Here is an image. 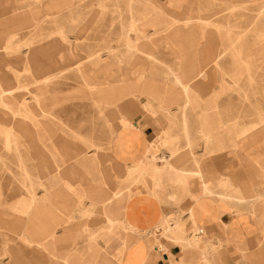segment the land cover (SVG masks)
Segmentation results:
<instances>
[{"label":"crops","instance_id":"crops-1","mask_svg":"<svg viewBox=\"0 0 264 264\" xmlns=\"http://www.w3.org/2000/svg\"><path fill=\"white\" fill-rule=\"evenodd\" d=\"M95 1L55 0L48 6L53 9H68L69 13L79 15L85 9L86 3L89 2L86 6L91 8L97 5ZM98 3L100 5V2ZM128 3L129 6L135 4L141 8H159L156 0H128ZM54 13L60 14L63 11L59 10ZM28 14L30 15L12 16L15 25L34 24L37 20L34 14L38 12L29 10ZM12 17L5 18L0 15L2 28H9ZM150 20L148 22H151ZM172 21L162 32L148 31L146 29L148 24L138 26L133 22L127 33L123 35L126 52L130 55L128 60L121 56L115 59L105 58L99 53L95 56L98 58L97 61H92L95 53L80 59V54L76 52L75 41L67 42L66 45L69 46L67 50L60 49L56 53V62L59 65L62 64V69L59 66L60 72L55 75L72 72L82 80L81 87L75 92L86 93L98 105L113 107L123 105V109L113 112L109 121L112 122L113 119L118 127L113 140V150L102 152L96 150L88 156H79L78 150L65 151L62 144L61 147L57 146L54 161L49 163L56 173L51 172L50 168L46 169L48 164L43 170L49 175L50 180L61 179L68 184L69 188H75L80 199L82 196L90 197L95 206L101 207L106 223L111 228L116 225L122 228L125 232L122 248L121 244L117 243L112 251L116 253L119 248L121 249L118 264H264V194L254 192L252 187L255 183L264 185V111L259 108V104L254 106L257 121L252 124L251 128L244 129L236 137L238 150L247 152L250 156L247 162L258 169L256 177L249 180L251 189L245 190L237 186L232 180L233 177L222 178L223 173H220L221 178L218 177V173L216 176L209 174L207 168L196 160H194L196 170L183 166L176 168L174 164H170V160L161 157L158 159L164 164L161 166L160 163H156L157 156H161V153H158L159 146L172 145L176 141V138L168 132L164 134V137H159L162 130L166 131L161 125L162 122L174 118L171 111L173 105L180 103L183 105L181 121L189 151L192 152L193 142L187 128L186 109L191 104L201 102L204 98L201 89L207 92L208 88L214 85L215 77L220 73L215 71V68H223L220 56L227 53L224 51L218 57L210 58L215 50L212 52L195 48L190 50L178 48L175 53L179 58L175 60V66L169 68L170 82L161 83L147 79L145 73L148 71V63L155 60V51L161 40L160 33L165 32L166 40L179 38L200 43L208 39L200 25L202 19L185 16L174 18ZM194 21L198 24H192ZM172 30L174 34L169 36L168 33ZM59 35L62 41L70 40L62 29ZM261 35L264 36V32L258 34V37L260 38ZM15 36V33L10 35L7 33L3 46L5 50L12 48L11 43ZM82 38L84 34H79L75 39L81 40ZM61 45L65 46V43L61 42ZM228 53L232 56L245 54L238 49L230 50ZM247 54L253 55V52H247ZM124 59L128 62L127 71L120 78L116 77V69H120L125 62ZM254 61V58L233 59L239 73L246 72L241 70L245 64L249 72ZM241 64L244 65L241 66ZM98 66L101 68L96 70ZM41 71L42 69L38 70L39 73ZM98 71L104 74L102 82L97 79ZM250 77L253 79L252 76ZM47 79L50 78L46 77L42 81L37 79L36 82L47 84ZM233 83L239 85L238 80ZM7 86L8 83L0 76V109L6 110V115L12 121L19 123L17 125L1 124L3 129L0 133L5 135L3 148L11 151L16 149L18 137L28 136V131L24 127L27 125V119L38 122L41 121L40 117H45L47 113L43 109V103L48 99L46 98V87H42L44 89L42 95H35L33 100L37 106H41L42 114H36L27 100L26 103L17 100L15 88L9 89ZM140 96H146L147 101L139 100ZM57 102H59V97L54 99V104ZM144 114L151 118L154 117L155 121L147 120ZM208 116L206 114L207 118ZM222 127L224 128V125ZM201 133L206 144L213 142L212 140L216 137L213 130H207L204 133L201 131ZM220 143L217 142L214 151L221 150L222 144ZM176 151L178 150L174 149L173 153ZM48 158H53V156H47L46 159ZM0 160H2L1 155ZM40 164L43 166L42 162ZM3 165L7 166L6 162H3ZM153 165H157V170L151 172V175L156 177L147 180L148 189L139 184L128 189L126 195L121 193V190H117V180L113 178V175L118 174L117 177L121 179H132L135 173L142 172L143 174L146 166L153 167ZM20 167L24 177L25 168L22 161H20ZM62 175H66V179ZM28 178L29 176H25L21 181L23 186H26ZM195 179L199 181L192 187L191 182ZM74 181L79 182L77 188L72 184ZM137 182L140 181L137 179ZM214 183L213 190L210 185ZM183 187H187V190L191 189L190 196L184 192ZM219 187L225 193H222ZM210 190L215 191L214 197H209ZM5 198L6 196L0 189L1 236L7 238L8 234L14 233L22 243L47 250L56 264H81L83 262L84 259L69 252L56 255L57 251H49L40 240L42 236L46 237L49 239L50 247L54 248L61 242L69 244L73 241L72 238L79 231L75 234L74 229L70 227L72 223V218L69 216L71 201L64 202L68 205V216L63 218L57 214L58 193L54 192L43 200L37 199V195L31 190L29 196H23L14 203L5 201ZM92 213L91 209L84 211V215ZM31 217L32 219L29 220ZM61 222L67 228L64 233L65 239H61L63 236L60 238L56 233ZM82 228L84 231L88 229L87 226ZM173 239L179 241L176 242ZM5 243L8 253L13 252L8 239ZM92 248L94 247H90ZM97 257L98 252L93 251L83 264H94ZM15 258L18 262L21 261L19 257L15 256Z\"/></svg>","mask_w":264,"mask_h":264},{"label":"rangeland","instance_id":"rangeland-1","mask_svg":"<svg viewBox=\"0 0 264 264\" xmlns=\"http://www.w3.org/2000/svg\"><path fill=\"white\" fill-rule=\"evenodd\" d=\"M54 1L0 0V15L5 18L27 16L30 15L29 10L38 12L34 14L37 18L34 24L15 25L12 17L9 28H2L0 25V76L8 83L9 89L15 88L17 100L25 101V103L27 100L36 114L42 113L33 100L35 95H42L44 91L42 87H46V98L48 99L43 103V109L47 114L44 118L40 117L41 121L38 122L27 119V125L24 127L28 131V136L17 138L16 149L5 150L3 148L5 135L0 133V155L2 156L0 189L6 196L4 200L12 203L23 196H29L31 190L35 192L37 199L43 200L54 192L58 193L57 214L63 218L68 216V205L64 202L71 201L69 216L72 218V223L70 227L74 229L75 234L79 231L69 244L61 242L56 248L50 247L49 239L42 236L40 240L43 246H46L49 251H57L56 255L69 252L79 256L84 259L81 264L89 259L93 251L98 252L94 264L119 263L121 249L119 248L116 253L112 251L117 243H120L122 248L125 237L122 228L119 225L111 228L106 223L101 207L95 206L90 197L82 196L80 199L75 188H69L68 184L61 179L50 180L49 175L43 169L48 164L46 169L50 168L51 172H55L49 163L54 161L57 146L61 147L62 144L65 151L78 150L79 156H88L96 150L97 152L113 150V140L118 127L115 125L116 121L113 119L112 122L109 121L113 112L122 110L123 105L101 106L86 93L75 92L81 87L82 80L72 72L55 75L60 72L59 66L62 69V64L59 65L56 62V53L60 49L67 50L69 47L66 45L67 42L75 41L76 52L80 54V59L95 53L92 61H97L98 58L95 56L99 53L105 58L115 59L121 56L128 60L130 55L126 52L123 35L127 33L133 22L138 26L148 24L146 27L148 31L162 32L173 22L174 18L189 16L193 19H202L200 25L208 38L200 43L179 38L166 40L165 32L160 33L161 40L155 51V60L148 63V71L145 73L147 79L161 83L170 82L169 68L174 67L175 60L179 58L175 53L178 48L215 50V52L212 51L214 54L210 58H216L222 52L227 51L220 56L223 70L219 67L215 68V71L220 73L215 77L214 85L209 87L207 92L201 89L204 98L199 104H191L186 109L187 128L193 142L192 152L189 151L181 121L183 105L182 103L173 105L171 111L174 118L162 122L161 125L166 131L162 130L159 137H164V134L168 132L176 138V141L172 145L159 146L158 153H161V156H157L156 163H160L161 166L164 164L158 159L161 157L170 160V164H174L176 168L183 166L196 170L194 162L196 160L207 168L209 174L216 176L218 173V177L221 178L220 173H223L222 178L233 177L232 180L237 186L245 190L251 189L249 180L256 177L258 169L247 162L250 158L247 152L238 150L236 137L244 129L251 128L252 124L257 121L254 115L255 104H259V108L264 111V36L258 37V34L264 32V0H156L159 3L158 9L141 8L135 4L129 6L128 0H96V6L92 5L93 7L87 8L89 6L86 5L89 2L86 3L85 9L79 15L71 14L68 9L64 8H49L48 5ZM98 2L102 5L100 6ZM59 10L63 13H54ZM187 12L190 14H186ZM149 19L151 22H148ZM192 24L198 23L194 21ZM61 29L66 32L70 40L60 39ZM173 31L168 33L169 36L174 34ZM7 33L8 35L16 34L10 50H5L3 47ZM79 34H84V38L76 40ZM61 42L65 43V46H62ZM233 49L241 50L245 54L232 56L228 51ZM247 52H253V55ZM234 58H254L255 61L249 72L245 64L241 70L246 72L239 73L233 62ZM127 63L125 60L120 69H116V77L120 78L126 73ZM100 68L101 66H98L96 70ZM39 69H42L41 73L38 72ZM236 74L239 76H235ZM46 77L50 78L47 79V84L36 82L37 79L42 81ZM116 77L115 79H119ZM97 79L100 82L104 81L102 71H98ZM236 80H238V86L233 83ZM58 97L59 102L54 104V99ZM139 100L146 102L147 97L140 96ZM6 113V110L0 109V130L3 129L2 123L19 124L18 121H12ZM206 114L209 115L208 118ZM144 116L149 121H155L154 117L151 118L146 114ZM207 130H213L216 134L213 142L208 144L205 143L201 133ZM217 142H222L220 143L222 147L221 150L214 151ZM174 149L178 151L173 153ZM40 156L42 158H38ZM47 156H53V158L46 159ZM20 161L24 164V177L29 176L26 179V186L21 184L24 177L21 173ZM3 162H6L7 166L3 165ZM41 162L43 166H40ZM155 170H157V165L146 166L143 174L142 172L135 173L132 179L128 178L129 180L117 177L118 174L113 175V178L117 180V190H121V193L126 195L128 189H132L134 185L141 184L148 189L147 180L156 177L151 175V172ZM60 173L63 172L60 171ZM62 176L66 179V175ZM137 179L140 182H137ZM198 181L195 179L191 182L192 187ZM72 184L77 188L79 182L74 181ZM210 187L214 190L215 183ZM252 187L254 192L264 194L263 184L255 183ZM219 188L222 193H225L221 187ZM184 192L188 196L192 193L190 188L187 190V187L184 188ZM208 195L214 197L215 191L210 190ZM86 209H91L93 213L84 215ZM83 226L88 227L87 231H84ZM66 229L65 224L61 222L56 230L58 237L63 236L61 239H65ZM7 239L10 247L13 248L11 253H8L5 243ZM173 240L178 242L177 239ZM187 242L190 241L187 240ZM90 247L94 248L90 249ZM15 256L21 261L18 262ZM3 262L4 264H56L47 250L22 243L14 233L8 234L7 238L0 234V264Z\"/></svg>","mask_w":264,"mask_h":264},{"label":"bare ground","instance_id":"bare-ground-1","mask_svg":"<svg viewBox=\"0 0 264 264\" xmlns=\"http://www.w3.org/2000/svg\"><path fill=\"white\" fill-rule=\"evenodd\" d=\"M146 3H147V2H146ZM151 5H152V4H151ZM260 37H261V36H260ZM262 37H263V36H262ZM262 37H261V38H262ZM68 57H69V56H68ZM93 68H94V67H93ZM40 107H41V106H40ZM42 112H43V111H42ZM9 137H10V136H9ZM211 140H212V139H211ZM12 146H13V145H12ZM149 160H150V159H149ZM153 160H154V159H153ZM151 161H152V160H151ZM23 185H24V184H23ZM221 197H222V196H221ZM166 225H167V224H166ZM178 241H179V240H178Z\"/></svg>","mask_w":264,"mask_h":264}]
</instances>
